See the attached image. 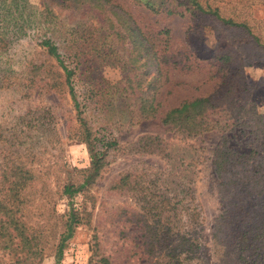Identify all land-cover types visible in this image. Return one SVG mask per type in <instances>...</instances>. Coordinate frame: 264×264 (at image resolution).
Returning a JSON list of instances; mask_svg holds the SVG:
<instances>
[{
	"label": "rangeland",
	"instance_id": "1",
	"mask_svg": "<svg viewBox=\"0 0 264 264\" xmlns=\"http://www.w3.org/2000/svg\"><path fill=\"white\" fill-rule=\"evenodd\" d=\"M208 1L242 25L132 0H0V198L18 182L13 212L42 247L20 250L9 228L0 264H55L69 208L80 222L62 264H152L146 244H194L179 264H264V0ZM129 24L150 48L130 73ZM195 99L179 116L191 131L162 123ZM78 110L106 152L95 181L68 197L63 185L90 165Z\"/></svg>",
	"mask_w": 264,
	"mask_h": 264
},
{
	"label": "trees",
	"instance_id": "2",
	"mask_svg": "<svg viewBox=\"0 0 264 264\" xmlns=\"http://www.w3.org/2000/svg\"><path fill=\"white\" fill-rule=\"evenodd\" d=\"M137 4L143 5L146 9L151 12L159 13L164 11L167 14H175V15H182L184 12H188L191 16H213L219 19L223 24L226 25H242V23L236 22L232 18L224 17L221 13L219 8L212 6V4L208 0H132ZM180 6H184V10H180ZM163 33L165 34L166 38L168 35V30H164ZM144 38L143 33L141 30L136 27H132L129 24V73L130 71H135L141 65H145L147 63H142L141 65L138 64V60L145 57L144 62H147L148 56L146 50L149 52V46L146 44L143 49H140L139 45H142V41L139 38ZM42 44L47 47L48 52L56 57L58 63L62 66L63 71L65 73L67 81H70L72 77L73 70L68 68L64 64V55L60 50L57 48V44H55L50 38H45L42 41ZM144 55H142V54ZM135 69V70H134ZM138 76L135 74L134 79ZM133 79L129 74V86L132 83ZM143 81V78H142ZM139 84L140 81H138ZM150 82H148L149 84ZM157 89V88H156ZM153 91L151 100L147 103V100L141 102V106H139L138 110L142 111V117H146L147 113L151 112L154 113L156 110L155 105V95ZM70 94L72 96L74 105L78 109V102L75 100V95L73 94L72 87H70ZM202 99H195L193 101H185L179 106H175L170 108L162 117V123L165 125H171L172 127L177 128L178 130H183L185 132L191 131V126H189V122L184 124L179 119L181 114L187 112L190 108H199L202 104ZM78 112V119L80 121V126L84 131V137L82 142H84L87 146L90 156V165L81 170L82 176L81 181L77 184L74 182H68L63 185L62 193L71 197L74 193L81 191L83 188L90 186L99 175L100 170L104 165V158L106 152V146H102L98 148L96 146V141L93 136L92 128L86 123L83 117L80 115V110ZM203 110L200 111L202 113ZM199 124V123H198ZM13 175L16 178L21 179L22 176L25 175L26 179H29L27 170L21 168L20 166L15 167V171L12 170ZM18 182L13 181L11 186L6 190L5 194L2 198H0V236H2V242H6L9 240V236H11V232H9V228L15 232V236L18 238V248L22 251L29 252L31 251L33 254L39 255L42 252V247L38 242L33 243L34 240H39L41 238L40 234L35 235L34 233H29L27 231V227L20 220V218L16 217L12 207H18L21 203H23V199L21 198L18 193L17 188ZM67 220L65 221V230L60 235L58 243L56 244L55 248V264H62L61 257L63 254V249L65 246V242L72 237L74 227L80 222L78 218V213L73 209L69 208L67 212ZM194 244H178L174 248L167 249L168 253H161V246L158 244H146L145 247V254L147 252V257L152 260V264H179L178 258L181 257L182 253H185V258L194 251ZM185 264L184 261L183 263Z\"/></svg>",
	"mask_w": 264,
	"mask_h": 264
}]
</instances>
